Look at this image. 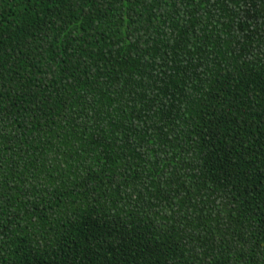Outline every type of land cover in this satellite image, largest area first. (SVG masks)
Listing matches in <instances>:
<instances>
[{
	"label": "trees",
	"instance_id": "trees-1",
	"mask_svg": "<svg viewBox=\"0 0 264 264\" xmlns=\"http://www.w3.org/2000/svg\"><path fill=\"white\" fill-rule=\"evenodd\" d=\"M0 264H264V0H0Z\"/></svg>",
	"mask_w": 264,
	"mask_h": 264
}]
</instances>
